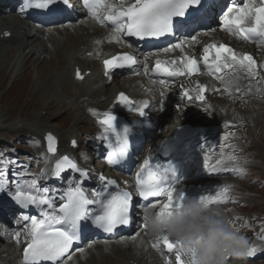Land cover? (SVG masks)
I'll use <instances>...</instances> for the list:
<instances>
[{
    "label": "snow or ice",
    "instance_id": "1",
    "mask_svg": "<svg viewBox=\"0 0 264 264\" xmlns=\"http://www.w3.org/2000/svg\"><path fill=\"white\" fill-rule=\"evenodd\" d=\"M88 16L101 26L111 25L109 42H121L123 37H133L140 40L160 39L165 36H175L183 31H190V38L180 39L170 47L160 51L164 54L179 51L181 55L171 59H160L159 53L155 59L152 73L161 77L178 78L191 77L200 72V63L209 74L215 77L222 89L229 96L249 94L254 91H264L257 85L264 84V68L258 67L251 54L237 53L232 47L216 43L203 46L199 59L186 52V46L191 47L198 43L195 32L203 25L214 11L210 0H80ZM19 10L23 14L38 11L44 15L54 14L58 11L73 8L71 0H20ZM219 23L233 36L251 43L264 45V0H239L218 15ZM190 39V42H189ZM97 45L102 41L97 40ZM131 48L132 45L128 44ZM137 58L130 53H122L103 61L105 75L109 76L114 69L131 67L136 64ZM145 74L150 69L147 63L143 67ZM139 74V73H137ZM77 78L82 79L80 72ZM161 84L166 81L161 79ZM181 99L185 101L205 100L206 86L196 85L195 95L189 89L181 86ZM163 96V93H161ZM117 104L123 105L138 117L147 118L150 105L147 101L139 103L130 99L124 93L117 97ZM161 109L164 107L160 102ZM211 106L205 107V112ZM92 111L97 116L98 123L103 128L102 138L107 141L109 149L106 159L109 164H117L125 160L129 154L130 136L132 135L131 123L118 124L117 116L110 111ZM185 135L199 137L195 129H185ZM47 151L55 154L57 140L51 134L46 135ZM227 140V136L224 137ZM75 145V141H73ZM203 147V146H201ZM225 145L220 146V155L215 164H209V156H203V168L209 172L236 171L242 173L243 169L236 165L238 157L232 154L224 155ZM162 152L168 153V160L164 164L153 163L151 158L144 160L135 175V192L139 197L164 198L166 202L150 203L147 207L155 209L160 203L155 216L159 219L170 218L183 205L186 199L184 190L177 187L183 179L180 168L171 160L178 156L184 173L191 169L193 172L200 165L199 154L193 149L191 152L183 149L181 138L164 144ZM20 172L15 174L13 187H6L0 182V193L8 195L18 206L24 209L33 208L34 215H25L24 236L17 232L13 238L17 244H23V264H66L72 259L71 248L80 238L83 228L94 226L106 233H113L119 227L128 226L134 215L133 193L126 190L109 191L114 186V180H105L100 189H93L91 198L81 186L82 181L89 177L88 171L81 170L67 155L58 159L50 170L46 167L39 176L25 180L23 177L28 169L22 165ZM4 165L0 164V169ZM71 170L81 177L75 187H67L61 194L47 186L41 187L40 180L48 178H62L65 171ZM228 187L216 191L214 195H199L194 197L199 203L206 205L224 203L227 201ZM62 201L57 206L56 200ZM148 228V224L143 225ZM161 245L167 250L165 264H172L174 256L176 264H195L196 251L190 243L168 235L155 236L153 248L160 249ZM257 249L252 247L246 254L251 257L256 255ZM228 253L225 254V256Z\"/></svg>",
    "mask_w": 264,
    "mask_h": 264
},
{
    "label": "bare ground",
    "instance_id": "2",
    "mask_svg": "<svg viewBox=\"0 0 264 264\" xmlns=\"http://www.w3.org/2000/svg\"><path fill=\"white\" fill-rule=\"evenodd\" d=\"M89 19H84L80 22L76 23H69L63 26H58L54 28H48V29H41L38 28L35 24H27L24 21H18L14 17L7 18L4 21L0 23V63L1 61V55L7 52V54L13 56V61L15 58H17V61H15V66L22 67L26 64H29L30 61L34 60V57L38 53H45L49 54L53 50L56 54L55 61L57 62V59H61L59 63H57L54 67V71L51 72V74H48V81L46 83L47 92L49 96L54 94H61L59 87H61V90L66 91L65 79L70 80L71 78L76 82L75 85L81 87V91L77 93V97H75L74 100L79 101L82 106V110L84 112H90V110H96L97 112H105L110 111L114 115L124 117L129 123H131L132 126L135 124V113H132L128 111L126 107L123 105L117 104V97L120 93H122L124 90L122 88H114L113 90L107 89V83L112 82L113 76L115 72L110 73L109 76H105V68L103 61L114 54L115 51L120 49L121 44L128 45V43L123 42H114V44L108 48L105 47L104 44H107V41H109V36L111 34L110 28L101 26L99 23L94 21L90 16H88ZM93 21V22H92ZM83 26L84 31L79 32L77 31V28ZM29 27V28H27ZM25 30H31V33H27ZM83 30V29H82ZM80 30V31H82ZM46 37L47 39L45 41H41L39 45L35 49L28 50L27 48L33 44L34 42L39 41L40 37ZM236 37V36H234ZM62 41L63 47L68 48V54L67 57L63 56L59 49L56 47L58 40ZM198 43L195 45H192L191 47L186 46V52L191 55H195L198 59L202 55L203 46L209 43H216L217 45L224 43L225 40H227L229 43L233 45L237 49V53H244L246 50H249L251 52H255L253 49H246L241 48L244 47L243 42H239L235 40L232 36H229L227 33H220L218 31H207L204 34H200L199 37H197ZM97 40L102 41L99 45H97L95 42ZM55 42V43H53ZM60 43V42H59ZM61 45V44H60ZM125 47V46H121ZM28 50V51H27ZM157 53H159V58H163V56H174V55H181V53L177 50L172 53L164 54L162 51L159 50V52H143L141 54V60H140V66H144L146 63L150 69L148 76L150 77L149 83L154 82V76L152 75V67L155 63V59L157 58ZM51 58L52 54L50 55ZM40 56L38 60V63L41 65H44L43 62L46 60L49 61L50 59L48 56ZM90 60H93L96 62V69L90 70V67L87 65V62L89 63ZM62 61H64L62 63ZM261 65L264 66V57H261ZM62 66V67H61ZM61 67V68H60ZM7 66L0 69H5ZM77 71L80 72L82 79L77 78ZM206 72L207 81L205 80L204 76L201 77H186L183 79V87L184 89H189L190 92H192L193 95H195V87L196 85H205L210 84V89L215 88V85L217 84L218 80L215 79L214 76L208 73V71L204 70ZM40 76V74H39ZM47 74L43 71L42 79L46 77ZM97 77L101 78L100 80H97ZM41 79V80H42ZM141 76L133 77L132 78V87L130 91H126L129 93L130 96L133 97L134 101L139 103L141 101H144L143 93L145 90L150 89V84L147 88H145L144 82L141 80ZM129 82V80H127ZM124 83V82H123ZM124 85V84H123ZM181 85V86H182ZM159 86L158 83L154 82V85L152 86V89L155 90V87ZM181 86L176 89V97L181 98L182 96V89ZM76 90V89H75ZM78 90V89H77ZM210 92H207V95H209ZM222 93H219L218 95L221 97ZM251 95V94H250ZM236 96V95H235ZM157 97V96H156ZM237 97V96H236ZM245 97V96H244ZM58 99V98H57ZM71 99V98H70ZM52 99L51 101H53ZM181 100V99H180ZM73 101V100H72ZM207 102V101H206ZM247 102V101H246ZM204 103H198L197 101H193V104H195L194 108H192L187 114H180L176 115L174 117H171V121L168 123H162L161 118L154 117L156 123L158 125L163 124L165 127L168 128L167 135H164L163 137H160L158 142L154 144L151 149L150 153H155L159 148L163 146L164 142L168 140V136H172L175 133V129L179 124H182L184 122H190L191 116L197 113L204 112ZM93 114V113H92ZM95 116V115H94ZM41 116H36L34 121L40 119ZM84 117V115H83ZM97 117V116H96ZM5 118L3 116H0V131L3 129L9 128L11 129L13 126H21L22 124L28 127L29 129H33V131H39L41 133L45 134V137L47 134L52 133L49 128H40L37 126L36 123H26L22 119H16L13 120L10 124H5ZM92 119V118H90ZM89 119V120H90ZM94 119V118H93ZM31 121V120H30ZM134 123V124H133ZM223 124L222 122L220 125ZM201 134H205L208 129L211 128V125L208 123L206 119L203 118V120L199 121ZM216 127V126H215ZM218 128V127H217ZM75 135H70V141L73 144V138ZM165 140V141H164ZM60 140V148L59 150L52 155L51 165H54V163L65 153L66 148L64 145L61 144ZM64 144V143H63ZM187 144L183 146V149L186 147ZM67 146V145H66ZM105 148L103 147L101 149V153H104ZM220 155V152H218L217 156ZM103 159L104 156H101ZM83 160V159H82ZM84 160L87 161L86 166H88L91 163V159L84 158ZM224 175L230 173L232 176H237L241 178L242 173H237L236 171H226V172H220L217 171L216 174H223ZM233 182L229 184V181H220L217 183L216 186L220 187H229V189H236L235 186H232ZM91 189V187H90ZM232 200H236L235 196L232 197ZM59 203L60 201H56ZM225 210L227 212H232V210L226 206ZM207 223H211L210 219L206 220H199L195 224L200 226H206ZM194 233H198L194 232ZM192 233L190 236V239L186 243H191V239L194 238L195 234ZM138 244V241H136ZM199 245L194 247V249H198L200 246L205 244L204 238L200 239L198 241ZM118 244V243H117ZM112 242H98L96 244H93L90 249H88V252H85L83 254L84 256H89L94 252L103 253L105 254V257L110 259L112 258V255H114L116 258L115 260H112V264H139L138 261H134L135 258L129 257V254L125 252L126 248H123L121 245H117ZM13 249H6L4 252H0V264H4L6 260L8 259V256L12 259H16V262L20 263V257L22 252V244L13 243ZM145 245V243H144ZM4 246V245H3ZM134 244V247L131 248H137ZM140 248V247H139ZM7 252V254H5ZM229 254V253H228ZM160 256H163L164 253ZM139 258V255L137 256ZM175 262V260H174ZM228 263L226 259H224V264ZM198 264V263H195Z\"/></svg>",
    "mask_w": 264,
    "mask_h": 264
},
{
    "label": "rangeland",
    "instance_id": "3",
    "mask_svg": "<svg viewBox=\"0 0 264 264\" xmlns=\"http://www.w3.org/2000/svg\"><path fill=\"white\" fill-rule=\"evenodd\" d=\"M16 16L19 17V15ZM3 20L4 16L1 15L0 21L2 22ZM80 28H82L84 31L83 26H80ZM77 31L82 32L80 31L79 27L77 28ZM41 41L43 40H40V42ZM40 42H35V44H31L29 47L35 48L38 44H40ZM56 42V47L59 49V52L63 56L67 57L68 48L63 47L62 41L60 39ZM113 44L114 42L107 41V44H104V46L110 48ZM51 54L53 58H51ZM11 55L7 54V52L4 53V55H1L2 63H0V68L4 67L5 65L7 66V68L0 69V116L8 118V122H12L13 120L20 118L21 120L23 119L24 121L31 123L34 122L33 120L35 119V117L39 115L41 116V119H38L36 123L45 127L57 128L63 133L74 129V131H76L77 133V136H83L88 140L84 143V146L89 149L88 144L90 142L97 141V138L99 137L100 127L92 116L84 114L83 117L80 103L75 102L74 100L78 93V90H80L81 88L73 84L72 81L65 79V84H67L68 86H66V88H69L68 91H72L73 94L66 95L65 98L63 96L60 97L56 94L49 96V92L46 91L48 87L46 85L48 81V74H51V72L54 71V67H57L55 65L59 63L61 59H57L56 62V54L52 50L50 55H47L45 53L36 54L34 60L30 61L29 64L19 67L14 65L15 61H17V58H15V60L13 61V56ZM40 56H43V59L45 58L44 56H48L50 60L47 62L45 60L43 62L44 65H41L37 60L40 58ZM63 62L64 61H62V63ZM90 65L93 67V64ZM43 71L47 74V76L42 79L41 77L43 75ZM131 78L132 75H121L118 80L111 83V85H108L107 89L113 90L114 85H116L117 87H128L131 84ZM127 80H129V82ZM148 86L149 84L145 86V88H147ZM8 87L9 91L7 92ZM60 88L61 87H59V90L60 92H62ZM130 90L131 88H129V90L127 91ZM223 94L224 96H216L212 98V108L214 113L209 114L211 116V120H216L219 118L226 120L227 117L229 119H227L226 122H224V124L220 125L218 128L214 125L215 129L211 130L213 132L212 135L214 136V140H218L220 142L228 140L230 142L233 141V143L237 147H240L244 151H254L255 155H257L256 163H264V95L251 94L247 96L239 95L236 97L229 96V94L225 91H223ZM63 95L65 94L63 93ZM52 99L54 100L51 101ZM205 103L204 106L208 107L209 104ZM169 108L174 109L173 106H170ZM171 112L173 111L170 110L168 113L166 112L165 115L171 116V114L175 113ZM82 117L85 121L84 124H81L83 121ZM230 117L231 119H234L235 122H229ZM207 121L210 125L214 122L210 120ZM20 129V131L18 132H9L10 143L1 145L2 150L5 153V160L7 162L12 160V157H26L28 154H30V162L27 161V159H29V157H27V159L25 160L20 159L19 163L27 164V168L29 169V171H36L38 170V165H36L37 162L34 161H40V159H36L38 144L34 141H37V138H35L36 140L33 139V136L35 137L36 134L32 135V139L30 141V139H27V137L30 136H27L28 133L24 132V130H26L25 127ZM22 132H24L25 136H27L23 138L24 142L14 144L13 141L17 142V139L20 137V134ZM4 134L8 135V133ZM225 136H227V140L224 139ZM149 145H151V142L149 143ZM42 149L43 148L41 145V150ZM241 178L246 181L249 180L251 176L249 173L243 172ZM252 178L255 179V177ZM229 190L235 191L236 189ZM129 249L132 248L126 247L125 252L129 254V257L135 258L134 261H138V263L140 264H149L144 258L143 253H140V251L142 252L141 248H133L131 252L128 251ZM137 249H139V252ZM84 253H82L80 257H83ZM138 255L139 258L137 257ZM140 255H142V258H140ZM115 258L116 257L112 255V258L110 257V259H108L107 257H105V254L94 252L91 255L87 256L85 262L86 264L88 263V261L90 264L93 261L94 264H112V260H115ZM107 261L109 263H107ZM150 263L153 264L154 262Z\"/></svg>",
    "mask_w": 264,
    "mask_h": 264
},
{
    "label": "clouds",
    "instance_id": "4",
    "mask_svg": "<svg viewBox=\"0 0 264 264\" xmlns=\"http://www.w3.org/2000/svg\"><path fill=\"white\" fill-rule=\"evenodd\" d=\"M207 209L195 207L193 210V220L205 214ZM149 231L154 236L168 235L174 238H183L199 231L195 223H190L181 216H175L170 220H162L152 215L148 221ZM223 232L227 239L220 236H213L198 248L197 260L199 264H224L226 253H242L244 251V241L242 237L230 233L223 222H218L213 226V233Z\"/></svg>",
    "mask_w": 264,
    "mask_h": 264
}]
</instances>
